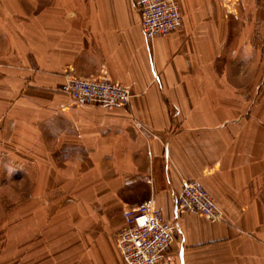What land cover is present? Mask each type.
Returning a JSON list of instances; mask_svg holds the SVG:
<instances>
[{
    "label": "crops",
    "instance_id": "crops-1",
    "mask_svg": "<svg viewBox=\"0 0 264 264\" xmlns=\"http://www.w3.org/2000/svg\"><path fill=\"white\" fill-rule=\"evenodd\" d=\"M136 2L0 0V176L26 173L43 224L73 213L58 264H124L116 234L144 202L176 227V264H264V0H178L181 28L153 41ZM71 78L132 98L75 106ZM185 180L222 221L176 214Z\"/></svg>",
    "mask_w": 264,
    "mask_h": 264
},
{
    "label": "built area",
    "instance_id": "built-area-1",
    "mask_svg": "<svg viewBox=\"0 0 264 264\" xmlns=\"http://www.w3.org/2000/svg\"><path fill=\"white\" fill-rule=\"evenodd\" d=\"M140 29L148 41L177 32L183 23L178 0H137ZM75 106H125L132 94L129 88L107 79L71 78L62 87ZM177 215L199 214L211 222L223 220L222 211L201 183L185 180L177 199ZM125 226L116 234L124 264H176L172 252L176 227L148 202L124 212Z\"/></svg>",
    "mask_w": 264,
    "mask_h": 264
},
{
    "label": "rangeland",
    "instance_id": "rangeland-1",
    "mask_svg": "<svg viewBox=\"0 0 264 264\" xmlns=\"http://www.w3.org/2000/svg\"><path fill=\"white\" fill-rule=\"evenodd\" d=\"M258 72H264V65L258 66ZM0 164V167L3 166L2 162ZM27 184L28 178L23 171L13 178L0 176V251L6 249L7 254L3 258L10 259L11 245L18 243L19 264L34 261V264H58V248L61 246L64 249L63 245L69 242L65 237L60 241L57 235L67 232L74 215L51 217L48 223L43 224L46 219L41 215L32 216V211L26 206ZM14 186L18 187L17 194L11 191ZM16 236L19 241H12ZM27 236H31V240L28 241ZM27 256H31L29 261Z\"/></svg>",
    "mask_w": 264,
    "mask_h": 264
}]
</instances>
